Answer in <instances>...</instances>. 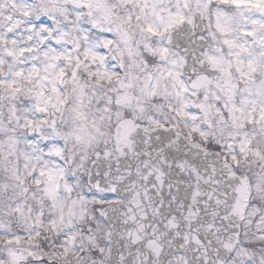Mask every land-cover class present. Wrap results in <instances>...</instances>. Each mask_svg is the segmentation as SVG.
Wrapping results in <instances>:
<instances>
[{"label": "snow or ice", "instance_id": "snow-or-ice-1", "mask_svg": "<svg viewBox=\"0 0 264 264\" xmlns=\"http://www.w3.org/2000/svg\"><path fill=\"white\" fill-rule=\"evenodd\" d=\"M0 264H264V0H0Z\"/></svg>", "mask_w": 264, "mask_h": 264}]
</instances>
